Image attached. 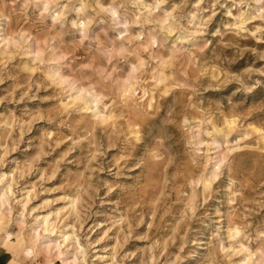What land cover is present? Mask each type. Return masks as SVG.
Returning <instances> with one entry per match:
<instances>
[{
    "label": "rangeland",
    "instance_id": "obj_1",
    "mask_svg": "<svg viewBox=\"0 0 264 264\" xmlns=\"http://www.w3.org/2000/svg\"><path fill=\"white\" fill-rule=\"evenodd\" d=\"M0 199L17 264H264V0H0Z\"/></svg>",
    "mask_w": 264,
    "mask_h": 264
},
{
    "label": "bare ground",
    "instance_id": "obj_2",
    "mask_svg": "<svg viewBox=\"0 0 264 264\" xmlns=\"http://www.w3.org/2000/svg\"><path fill=\"white\" fill-rule=\"evenodd\" d=\"M1 203H2V200L0 199V206H2ZM3 221H4V220H3L2 216H0V224H1ZM8 224H9V223H8ZM45 226H47L46 223H45ZM45 230L47 231L48 229L46 228ZM7 231H8V230H7ZM36 231H38V230H36ZM50 233H51V232H50ZM37 234H38V233H37ZM5 235H6V234H5ZM22 235H24V234H22ZM34 235H35V234H34ZM6 236H7V237L9 236V233H8V232H7V235H6ZM16 236H17V235H16ZM35 236L37 237V235H35ZM48 236H49V235H48ZM48 236H47V237H48ZM10 237H11V235H10ZM17 237H18V236H17ZM17 237H16V238H17ZM33 237H34V236H33ZM36 237H34V239H35ZM43 237H45V236H43ZM43 237H41V238L44 239ZM41 238H40V236H39L38 239H41ZM42 239H41V240H42ZM45 239H47V241L44 242L45 244L41 243V242H40L41 240H40L39 242H40L42 245H45V247H46V246L49 247V244H50V243H47V242H48V238H45ZM30 240H31V239H30ZM32 240H33V238H32ZM33 241L35 242L36 240H33ZM35 244H36V242H35ZM41 244H40L39 246H41ZM26 245H27V243H26ZM22 246H23V242H22L21 239L18 238L17 241H16V247H15V248H21ZM28 247H30V246H28ZM21 249H23V251L25 252V254L28 255V256H30V254L34 252V251L32 252L31 249H30V248H27V247H26V248L23 247V248H21ZM48 249H49V248H48ZM48 249H47V250H48Z\"/></svg>",
    "mask_w": 264,
    "mask_h": 264
},
{
    "label": "crops",
    "instance_id": "obj_3",
    "mask_svg": "<svg viewBox=\"0 0 264 264\" xmlns=\"http://www.w3.org/2000/svg\"><path fill=\"white\" fill-rule=\"evenodd\" d=\"M0 264H17L7 259L6 254L0 251Z\"/></svg>",
    "mask_w": 264,
    "mask_h": 264
}]
</instances>
